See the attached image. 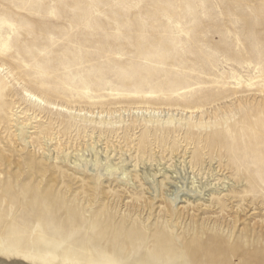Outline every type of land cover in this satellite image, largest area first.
Masks as SVG:
<instances>
[{"label": "rangeland", "instance_id": "obj_1", "mask_svg": "<svg viewBox=\"0 0 264 264\" xmlns=\"http://www.w3.org/2000/svg\"><path fill=\"white\" fill-rule=\"evenodd\" d=\"M3 258L264 264V0H0Z\"/></svg>", "mask_w": 264, "mask_h": 264}, {"label": "bare ground", "instance_id": "obj_2", "mask_svg": "<svg viewBox=\"0 0 264 264\" xmlns=\"http://www.w3.org/2000/svg\"><path fill=\"white\" fill-rule=\"evenodd\" d=\"M31 263H34V264H49L48 260L47 259H34L32 258L31 259ZM31 263H26V262H19L18 260L17 261H10L8 259H0V264H31Z\"/></svg>", "mask_w": 264, "mask_h": 264}]
</instances>
